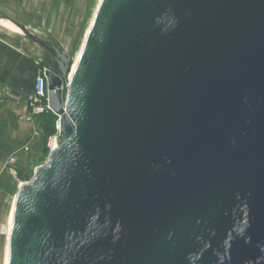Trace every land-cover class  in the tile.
Segmentation results:
<instances>
[{
	"label": "water",
	"instance_id": "obj_1",
	"mask_svg": "<svg viewBox=\"0 0 264 264\" xmlns=\"http://www.w3.org/2000/svg\"><path fill=\"white\" fill-rule=\"evenodd\" d=\"M27 23L59 132L8 264H264V0H103L74 71Z\"/></svg>",
	"mask_w": 264,
	"mask_h": 264
},
{
	"label": "rangeland",
	"instance_id": "obj_2",
	"mask_svg": "<svg viewBox=\"0 0 264 264\" xmlns=\"http://www.w3.org/2000/svg\"><path fill=\"white\" fill-rule=\"evenodd\" d=\"M15 1L19 3L16 8L6 9L0 6V20L12 23L16 20L32 19L38 22L40 29L50 36L52 42L65 55L68 62L74 65L85 43L86 35L97 12L100 0ZM11 10L13 12L12 16L9 15ZM0 35L24 39L20 42L26 48L28 54L35 55L40 67L51 68L57 65L50 53L39 44L40 42L44 43L41 38L35 37L34 41L26 33L19 34L13 31L0 32ZM66 95L67 88L64 86V96ZM55 131L57 134L54 131L42 132L43 144L41 151L25 168L9 167L7 163L1 168V180L10 184L11 195L10 199L7 200L5 192V199L0 200V264H5L7 258L8 228L14 200L21 186L32 181L36 169L47 164L51 152L49 144L58 136L57 125ZM19 170L23 172L21 178H19Z\"/></svg>",
	"mask_w": 264,
	"mask_h": 264
},
{
	"label": "crops",
	"instance_id": "obj_3",
	"mask_svg": "<svg viewBox=\"0 0 264 264\" xmlns=\"http://www.w3.org/2000/svg\"><path fill=\"white\" fill-rule=\"evenodd\" d=\"M0 6L11 9L18 7L19 3L15 0H0ZM9 15H13L12 10ZM36 24L40 29L38 22ZM22 30L24 34L27 31L34 41L35 37L40 38L28 23L23 24ZM20 40L24 39L0 35V173L10 157L16 158V168H25L39 154L43 144L38 123L31 124L23 120L29 114L24 97L34 90L40 63L34 54L27 53ZM5 192L9 200L11 186L0 177V200L5 199Z\"/></svg>",
	"mask_w": 264,
	"mask_h": 264
},
{
	"label": "built area",
	"instance_id": "obj_4",
	"mask_svg": "<svg viewBox=\"0 0 264 264\" xmlns=\"http://www.w3.org/2000/svg\"><path fill=\"white\" fill-rule=\"evenodd\" d=\"M48 68L40 69L34 85L33 92L24 97V102L28 105L29 114L23 118L28 123L36 124L37 120L41 116L53 114L52 109L49 105V97H48V82L46 78V71ZM57 130L59 132V120L57 122ZM56 144V137L49 144V148L51 151L54 149V145ZM25 150H28L26 148ZM16 164V158L10 157L7 161V165L9 167H13Z\"/></svg>",
	"mask_w": 264,
	"mask_h": 264
},
{
	"label": "bare ground",
	"instance_id": "obj_5",
	"mask_svg": "<svg viewBox=\"0 0 264 264\" xmlns=\"http://www.w3.org/2000/svg\"><path fill=\"white\" fill-rule=\"evenodd\" d=\"M102 1H103V0H100V3H99V6H98V9H99V7H100ZM98 9H97V11H98ZM96 14H97V12H96ZM96 14L94 15V19H93V21H92V23H91V25H90V28L92 27V25H93V23H94V21H95ZM0 25L3 26V27H6V28H8V29H10L11 31H13V32H15V33H19V34L23 33V30H22L23 27H22V28H18V27H16V26H14L12 23L5 22V21H0ZM90 28H89V30H90ZM89 30H88V31H89ZM25 33H26L29 37H31V35H30L29 33H27V31H26ZM31 38H32V37H31ZM39 44H40L43 48H45L44 43H41V42H40ZM84 44H85V43H84ZM83 49H84V45H83V47H82V49H81V52H80L78 58L76 59V61H75V63H74V65H72V71H74L75 69L77 70V68H78V66H79V63H80V61H81V55H82ZM53 148H54V149L56 148V144L54 145ZM16 197H17V196H16ZM15 202H16V199H15V201H14V205H15ZM14 205H13V208H12V213H11V217H10V221H9V236H8V246H7V258H6V262H5V264H8V256H9V239H10V234H11L12 226H13V223H14Z\"/></svg>",
	"mask_w": 264,
	"mask_h": 264
},
{
	"label": "trees",
	"instance_id": "obj_6",
	"mask_svg": "<svg viewBox=\"0 0 264 264\" xmlns=\"http://www.w3.org/2000/svg\"><path fill=\"white\" fill-rule=\"evenodd\" d=\"M41 70L44 69V67H40ZM58 121V117H56L54 114H49L45 116H41L38 118L37 123H38V128L41 132L47 133L50 131H54L56 133V124ZM57 134V133H56ZM22 170H19V178H21L22 175Z\"/></svg>",
	"mask_w": 264,
	"mask_h": 264
}]
</instances>
